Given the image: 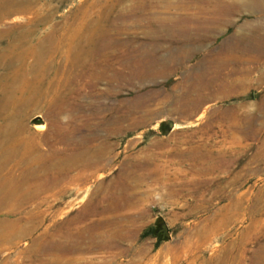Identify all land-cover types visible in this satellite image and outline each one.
<instances>
[{
	"label": "rangeland",
	"instance_id": "obj_1",
	"mask_svg": "<svg viewBox=\"0 0 264 264\" xmlns=\"http://www.w3.org/2000/svg\"><path fill=\"white\" fill-rule=\"evenodd\" d=\"M0 102V264H264V0H0Z\"/></svg>",
	"mask_w": 264,
	"mask_h": 264
},
{
	"label": "bare ground",
	"instance_id": "obj_2",
	"mask_svg": "<svg viewBox=\"0 0 264 264\" xmlns=\"http://www.w3.org/2000/svg\"><path fill=\"white\" fill-rule=\"evenodd\" d=\"M42 45L43 44L40 45L39 49H42L44 47V45L43 46ZM28 54H30V53H28ZM36 57H39V53H37ZM36 63H37V59H36ZM33 69H34V65H33ZM7 124H6L7 127L5 126L6 127L5 130L7 132H10L15 127V125L13 123H11V124L7 123ZM19 135H20V133H0V144L5 143V144L10 145L6 151V154H5L6 157L5 158H9L8 159L9 162L21 161V163H26V165L30 164V166L32 167L34 160L30 159L29 155H33L37 159H39V157H41V154L37 150V143L35 141H30L28 143H26L25 141L22 142V139L19 138ZM17 147H23L24 149L19 150ZM35 151H37V153ZM44 170L47 171V170H49V168L46 167V168H44ZM20 173H21L20 177H22V176L25 177V176L31 175V174H29V172L25 168H23V170ZM54 187H55V181H53V180L51 182H46V183H44V182L37 183L34 187V194H39L43 191L53 190ZM22 232L23 233L26 232V229H23Z\"/></svg>",
	"mask_w": 264,
	"mask_h": 264
}]
</instances>
